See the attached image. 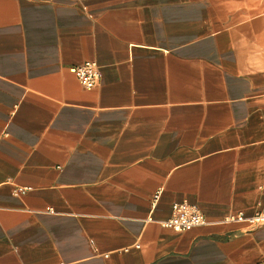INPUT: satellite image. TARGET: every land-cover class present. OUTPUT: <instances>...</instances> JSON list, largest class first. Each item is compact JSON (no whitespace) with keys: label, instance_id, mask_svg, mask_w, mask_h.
<instances>
[{"label":"crops","instance_id":"obj_1","mask_svg":"<svg viewBox=\"0 0 264 264\" xmlns=\"http://www.w3.org/2000/svg\"><path fill=\"white\" fill-rule=\"evenodd\" d=\"M263 211L264 0H0V264H264Z\"/></svg>","mask_w":264,"mask_h":264},{"label":"built area","instance_id":"obj_2","mask_svg":"<svg viewBox=\"0 0 264 264\" xmlns=\"http://www.w3.org/2000/svg\"><path fill=\"white\" fill-rule=\"evenodd\" d=\"M76 75L84 86L88 88L97 86L101 79V66L97 61H87L76 67ZM226 221H247L251 225H258L264 223V211L252 217H247L243 212H240L228 216ZM207 224L209 222L201 208L188 201L175 203L171 217L163 222V226L173 228L176 231H185Z\"/></svg>","mask_w":264,"mask_h":264}]
</instances>
